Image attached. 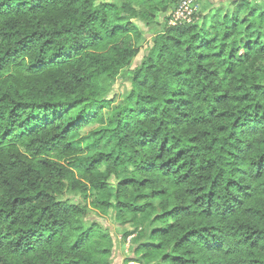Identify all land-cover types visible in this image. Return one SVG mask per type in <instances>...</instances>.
Instances as JSON below:
<instances>
[{"label": "trees", "instance_id": "obj_1", "mask_svg": "<svg viewBox=\"0 0 264 264\" xmlns=\"http://www.w3.org/2000/svg\"><path fill=\"white\" fill-rule=\"evenodd\" d=\"M228 1L167 14L112 104L132 19L179 0H0V264H112L90 189L120 216L158 202L138 261L264 264V10Z\"/></svg>", "mask_w": 264, "mask_h": 264}, {"label": "rangeland", "instance_id": "obj_2", "mask_svg": "<svg viewBox=\"0 0 264 264\" xmlns=\"http://www.w3.org/2000/svg\"><path fill=\"white\" fill-rule=\"evenodd\" d=\"M108 1H116L117 3L124 2V0ZM248 1L255 8L264 10V0ZM196 4L198 8L197 12L201 15L206 14L208 18L211 14L232 11V2L228 0H196ZM170 13V11L169 13L156 11L153 20L147 25L138 18L132 19L140 31L139 39L134 41L138 52L130 59V62L125 67L126 71L120 72L116 76V79L106 92L105 97L106 99H110L112 104L121 101L122 97L129 90L130 82L126 79L128 74H130L129 71L135 68L146 56L155 32L160 28L165 16L167 14L170 15ZM169 22L168 20V25H170ZM108 180L112 186L117 182L113 176H110ZM92 199V189L88 191V196L85 199L81 198V201L87 205L85 221L88 224L96 226L99 233L105 235V237H96V245L102 248H109L111 251L109 254H112V264H153L151 262L138 261V259L136 260L134 258L140 254V243L151 241L148 235L149 229L164 226V223L153 221L155 212H158V208L156 207L158 202L156 200L153 201L155 210L148 209L144 212L137 213L126 211L120 216L110 209H95L91 204ZM169 222L171 223L172 221ZM109 258V255H104L99 258V261L101 264H107Z\"/></svg>", "mask_w": 264, "mask_h": 264}, {"label": "built area", "instance_id": "obj_3", "mask_svg": "<svg viewBox=\"0 0 264 264\" xmlns=\"http://www.w3.org/2000/svg\"><path fill=\"white\" fill-rule=\"evenodd\" d=\"M197 10L196 0H179L170 13L169 24L174 26L191 22Z\"/></svg>", "mask_w": 264, "mask_h": 264}]
</instances>
